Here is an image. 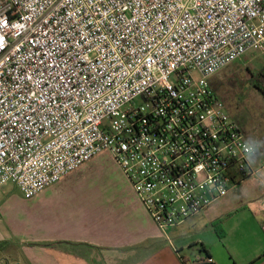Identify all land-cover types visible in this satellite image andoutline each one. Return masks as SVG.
I'll return each instance as SVG.
<instances>
[{
	"label": "built area",
	"instance_id": "obj_1",
	"mask_svg": "<svg viewBox=\"0 0 264 264\" xmlns=\"http://www.w3.org/2000/svg\"><path fill=\"white\" fill-rule=\"evenodd\" d=\"M248 53L264 0H0V187L108 152L160 230L206 213L255 174L211 84Z\"/></svg>",
	"mask_w": 264,
	"mask_h": 264
},
{
	"label": "crops",
	"instance_id": "obj_2",
	"mask_svg": "<svg viewBox=\"0 0 264 264\" xmlns=\"http://www.w3.org/2000/svg\"><path fill=\"white\" fill-rule=\"evenodd\" d=\"M237 123L247 142L255 147L251 157L255 174L206 213L173 227L174 231L160 230L123 176L125 181L115 186L117 190L110 186L104 190L88 188L91 177H108L104 160L96 157L26 201L20 209V225H0V264H185L173 234L182 236V231L199 225V219L213 223L236 211L262 213L264 130L247 133L243 122ZM7 203L8 198L0 200V223L6 219ZM203 226H212L213 234H218L214 225ZM222 226L227 234L221 239L229 240L232 264H264V238L247 245L243 240L237 243L230 236L240 234L245 225ZM261 226L264 231L263 214ZM197 243L218 264L208 243Z\"/></svg>",
	"mask_w": 264,
	"mask_h": 264
},
{
	"label": "rangeland",
	"instance_id": "obj_3",
	"mask_svg": "<svg viewBox=\"0 0 264 264\" xmlns=\"http://www.w3.org/2000/svg\"><path fill=\"white\" fill-rule=\"evenodd\" d=\"M264 70V54L262 53H248L243 59L233 63L227 68L211 79L212 87L225 103L229 114L234 120L243 122V128L247 133L255 134L264 130V80L260 82L258 78L253 79V73L259 74ZM242 124V123H241ZM97 159H103L107 170L105 175H98L91 177L88 181V188L92 190L115 189L117 190L119 184L123 183L124 178L129 182L134 190L133 184L116 164L110 155L105 152L99 155ZM124 178H123V177ZM108 183H104L107 182ZM125 181V180H124ZM5 209L6 219L0 225H20V209L26 206V198L13 183H8L0 189V200H7ZM247 212L245 210L236 211L231 215H227L217 222L207 223L203 219L197 220L199 225L190 227L189 230L181 232L182 236L173 234L172 237L176 240L177 247H179L180 257L188 264H194V260L198 257H206L204 247L198 241H206L208 249L212 252L218 264H232L231 252L229 250V240L221 239L226 236L227 231L224 229L219 234H213V227H205L203 225H245L244 230L239 234L235 233L230 236V240L239 242L243 240L245 245L264 238V231L261 226L262 213ZM195 218V217H193ZM193 218L189 219L191 221ZM26 220V219H25ZM25 222V221H23ZM22 222V224H23ZM174 228H172V231ZM186 241V242H185ZM189 243L187 246L185 244ZM183 247V250H181ZM2 249H5L3 247ZM214 260V261H215ZM9 264V262H5Z\"/></svg>",
	"mask_w": 264,
	"mask_h": 264
},
{
	"label": "trees",
	"instance_id": "obj_4",
	"mask_svg": "<svg viewBox=\"0 0 264 264\" xmlns=\"http://www.w3.org/2000/svg\"><path fill=\"white\" fill-rule=\"evenodd\" d=\"M255 77H257V78H261V80H260V82H262V80H264V70L263 71H261L259 74H256V76ZM263 91H264V86H263ZM215 226V228H216V230H217V232H223L224 234H225V231H224V228H223V226L222 225H214ZM219 234V233H218ZM220 235V234H219ZM205 252V254H206V258L207 259H212V257H211V255H209L206 251H204ZM184 261V260H183ZM184 263L185 264H187L185 261H184ZM202 264V263H201ZM213 264H215V263H213Z\"/></svg>",
	"mask_w": 264,
	"mask_h": 264
},
{
	"label": "flooded vegetation",
	"instance_id": "obj_5",
	"mask_svg": "<svg viewBox=\"0 0 264 264\" xmlns=\"http://www.w3.org/2000/svg\"><path fill=\"white\" fill-rule=\"evenodd\" d=\"M256 75L253 73V75H252V78L253 79H256L257 77H255ZM259 79V78H258ZM259 80H261V78L259 79Z\"/></svg>",
	"mask_w": 264,
	"mask_h": 264
},
{
	"label": "water",
	"instance_id": "obj_6",
	"mask_svg": "<svg viewBox=\"0 0 264 264\" xmlns=\"http://www.w3.org/2000/svg\"><path fill=\"white\" fill-rule=\"evenodd\" d=\"M15 264H19V263H15Z\"/></svg>",
	"mask_w": 264,
	"mask_h": 264
}]
</instances>
